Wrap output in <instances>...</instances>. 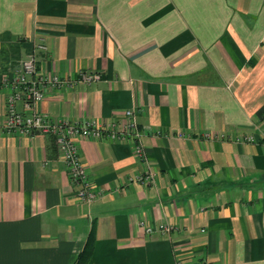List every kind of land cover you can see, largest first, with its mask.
<instances>
[{
  "label": "crops",
  "instance_id": "crops-1",
  "mask_svg": "<svg viewBox=\"0 0 264 264\" xmlns=\"http://www.w3.org/2000/svg\"><path fill=\"white\" fill-rule=\"evenodd\" d=\"M40 45L66 83L39 111L120 132L134 110L147 159L72 136L85 201L54 135L2 130L0 89V264H75L94 225L88 264H264V0H0V73Z\"/></svg>",
  "mask_w": 264,
  "mask_h": 264
},
{
  "label": "built area",
  "instance_id": "built-area-1",
  "mask_svg": "<svg viewBox=\"0 0 264 264\" xmlns=\"http://www.w3.org/2000/svg\"><path fill=\"white\" fill-rule=\"evenodd\" d=\"M37 48L44 49L40 45L31 49L26 58L22 61L21 67L10 73H0V89L8 86L12 89V95L7 105L5 122L2 130L8 134H27L36 133L52 134L56 137L61 155L70 170L71 180L81 184V199L91 202L93 196L90 195L88 185L85 180L84 165L79 152L72 141V136L81 134L86 137H123L135 141L137 157L145 162L147 159L143 133L139 128V123L134 110L126 112L128 122L124 130L118 132L102 128L93 123L73 124L68 120L60 122L52 121L47 115L41 113L38 105L44 97V88L47 86H62L66 83L58 77L49 76L41 72L38 68ZM101 80L98 72H82L79 78L81 82H97ZM22 103L23 109H18V103ZM253 140V138H250ZM143 183L152 181L153 175L147 171L145 175L137 179ZM141 227L149 234L154 232H170L173 227L167 224L152 226L141 222ZM174 264H183L176 260Z\"/></svg>",
  "mask_w": 264,
  "mask_h": 264
},
{
  "label": "trees",
  "instance_id": "trees-1",
  "mask_svg": "<svg viewBox=\"0 0 264 264\" xmlns=\"http://www.w3.org/2000/svg\"><path fill=\"white\" fill-rule=\"evenodd\" d=\"M95 242H96V228L94 225L89 234L87 242L83 250L80 252L75 264H88L89 263V261L92 258L93 252H94Z\"/></svg>",
  "mask_w": 264,
  "mask_h": 264
}]
</instances>
